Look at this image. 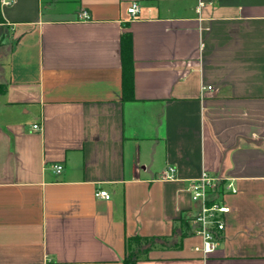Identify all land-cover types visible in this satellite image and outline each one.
<instances>
[{
	"label": "crops",
	"instance_id": "0c3cea01",
	"mask_svg": "<svg viewBox=\"0 0 264 264\" xmlns=\"http://www.w3.org/2000/svg\"><path fill=\"white\" fill-rule=\"evenodd\" d=\"M10 1L0 4V264H122L132 236L170 240L136 264H264V0ZM202 172L236 188L223 191L224 238L206 256L188 222Z\"/></svg>",
	"mask_w": 264,
	"mask_h": 264
},
{
	"label": "built area",
	"instance_id": "2783aa9c",
	"mask_svg": "<svg viewBox=\"0 0 264 264\" xmlns=\"http://www.w3.org/2000/svg\"><path fill=\"white\" fill-rule=\"evenodd\" d=\"M215 1L197 0L196 9L199 10ZM10 3V0H0L1 5H9ZM126 11L132 18H135L139 12L137 2L132 1ZM80 17L88 19L89 15L86 11H82ZM33 128L38 129L37 125H33ZM52 168L55 173H60L62 165L53 164ZM175 172V167H167L165 178L174 179ZM225 190L230 193L236 192L232 182H227L223 178L212 176L207 172H202L188 187L192 202V212L188 217V222L191 225V233L201 239V246L195 247V249L205 256L213 253L224 238L225 217L229 211L223 200V191ZM95 196L103 199L110 197L108 192L102 189L96 190Z\"/></svg>",
	"mask_w": 264,
	"mask_h": 264
},
{
	"label": "trees",
	"instance_id": "16d2710c",
	"mask_svg": "<svg viewBox=\"0 0 264 264\" xmlns=\"http://www.w3.org/2000/svg\"><path fill=\"white\" fill-rule=\"evenodd\" d=\"M120 56L122 69V91L123 96L127 98L126 92L130 91L131 95L133 83L132 47L131 39L129 36H122L120 40ZM4 91L5 86L0 84V94H2ZM180 228V238H183L188 233H190V225L187 223L186 219H181ZM163 240H165V238L144 236L127 237L125 243V255L122 259V264H136L140 259H146L149 250L158 245L164 246L163 244H161Z\"/></svg>",
	"mask_w": 264,
	"mask_h": 264
},
{
	"label": "rangeland",
	"instance_id": "374dc122",
	"mask_svg": "<svg viewBox=\"0 0 264 264\" xmlns=\"http://www.w3.org/2000/svg\"><path fill=\"white\" fill-rule=\"evenodd\" d=\"M163 242H164V243H169V242H170V240H163Z\"/></svg>",
	"mask_w": 264,
	"mask_h": 264
}]
</instances>
